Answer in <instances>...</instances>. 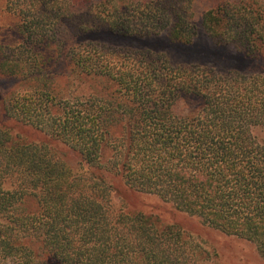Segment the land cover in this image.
<instances>
[{
  "label": "trees",
  "instance_id": "trees-1",
  "mask_svg": "<svg viewBox=\"0 0 264 264\" xmlns=\"http://www.w3.org/2000/svg\"><path fill=\"white\" fill-rule=\"evenodd\" d=\"M55 1L0 0V14L47 11ZM188 1L66 7H84L91 20L78 19L83 31L142 38L168 29L187 45L196 35ZM201 26L218 44L264 56V0H219ZM27 27L16 25L30 40L17 57L0 44V75L19 80L0 93V264L203 261L189 228L137 205L144 195L249 242L264 263V140L255 134L264 129L263 76L172 66L162 55L93 42L51 43ZM60 147L77 155L81 171Z\"/></svg>",
  "mask_w": 264,
  "mask_h": 264
},
{
  "label": "rangeland",
  "instance_id": "rangeland-1",
  "mask_svg": "<svg viewBox=\"0 0 264 264\" xmlns=\"http://www.w3.org/2000/svg\"><path fill=\"white\" fill-rule=\"evenodd\" d=\"M29 5L38 6L41 0H23ZM51 2L55 0H50ZM118 5L125 1H142V0H114ZM219 0H189L186 3L185 11L196 29V35L189 44H179L173 42L169 36V30H163L159 34L135 38L122 37L109 34L105 30L87 32L80 29L77 24L81 16L84 20H91L85 16L82 5H77L74 9L68 10L66 7L67 0H58V7L47 11L37 10L31 7L30 11L12 15L8 11L0 14V44L4 46L3 55L17 57L24 52L30 40L25 36L18 35L17 26H28L27 30L31 34H44V39L49 42L61 41L64 44H86L98 43L103 46L115 49H126L132 51H147L154 54L162 55L172 66L178 65H199L211 68L218 74H227L236 71L246 75H260L264 77V56L251 57L237 44H218L201 26V17L204 12L213 8ZM56 2V1H55ZM54 2V3H55ZM30 25V26H29ZM28 32H26L27 34ZM34 37V36H33ZM37 42V39L31 41ZM16 42V43H14ZM19 45V46H18ZM18 46V47H16ZM19 53V54H18ZM22 58L24 56H21ZM55 72L61 71L60 66H56ZM53 71V72H54ZM60 88H67V82L64 79L58 80ZM19 86L17 78H8L0 75V93L5 94ZM86 86L80 84L76 90L77 94H81L80 90H84ZM256 136L260 140H264V129L258 128L255 131ZM63 155L68 164L81 171L83 166L77 155L67 148H61ZM140 203L137 205L145 211H155L161 215L166 222H180L189 228L194 240L198 246L203 249L207 255L203 261L196 264H264L257 256L256 250L252 244L244 240L233 237H227L219 232L211 230L193 218H188L175 213L168 205L163 204L158 198L153 196H139ZM114 208H118L119 204L113 197ZM132 206L135 205L130 200Z\"/></svg>",
  "mask_w": 264,
  "mask_h": 264
}]
</instances>
